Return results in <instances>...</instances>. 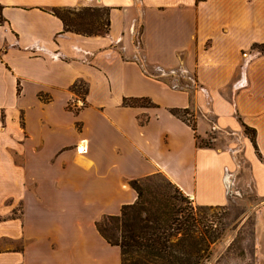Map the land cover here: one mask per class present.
<instances>
[{"label":"crops","instance_id":"obj_1","mask_svg":"<svg viewBox=\"0 0 264 264\" xmlns=\"http://www.w3.org/2000/svg\"><path fill=\"white\" fill-rule=\"evenodd\" d=\"M0 7V213L22 207L0 264H121L95 224L135 201L133 179L162 174L198 206L237 183L264 195V0ZM84 7L108 9L105 35L51 13Z\"/></svg>","mask_w":264,"mask_h":264},{"label":"trees","instance_id":"obj_2","mask_svg":"<svg viewBox=\"0 0 264 264\" xmlns=\"http://www.w3.org/2000/svg\"><path fill=\"white\" fill-rule=\"evenodd\" d=\"M96 9H103L106 15L97 21L98 26L92 19ZM51 13L61 19L65 31L85 36L108 32L106 8H53ZM253 48L264 53V43ZM242 128L260 157L255 131L243 123ZM200 145L210 146L203 141ZM153 178L161 182H153ZM130 186L136 192L135 201L124 204L118 215L104 216L95 224L107 243L120 248L121 264H203L201 259L212 238L201 228L203 221L197 210L213 206L194 208L187 196L162 174L133 179Z\"/></svg>","mask_w":264,"mask_h":264},{"label":"rangeland","instance_id":"obj_3","mask_svg":"<svg viewBox=\"0 0 264 264\" xmlns=\"http://www.w3.org/2000/svg\"><path fill=\"white\" fill-rule=\"evenodd\" d=\"M93 13L94 25L98 26L97 21L104 20L106 15L103 9H96ZM69 107L75 110L81 105L74 106L70 102ZM186 119L194 125L192 118ZM11 155L20 161V156H15L13 151ZM153 182L161 181L153 178ZM188 200L194 208L198 206L190 198ZM6 202L9 204L11 199ZM20 204L9 213H0V222L19 215ZM28 209L31 210V205ZM197 213L202 217L201 228L206 229L212 238L201 259L203 264H264V195H257L251 184L246 187L235 184L225 205L201 208Z\"/></svg>","mask_w":264,"mask_h":264}]
</instances>
